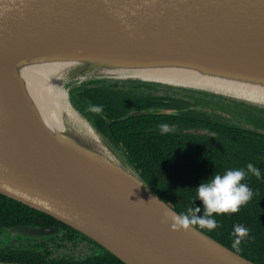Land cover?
Returning a JSON list of instances; mask_svg holds the SVG:
<instances>
[{
    "label": "water",
    "instance_id": "water-1",
    "mask_svg": "<svg viewBox=\"0 0 264 264\" xmlns=\"http://www.w3.org/2000/svg\"><path fill=\"white\" fill-rule=\"evenodd\" d=\"M56 68L63 70L53 82L97 139L57 115L43 116L34 104L26 71ZM192 68L264 84V0H0V195L73 229L123 264H253L195 227L172 231L164 213L176 212L70 96L83 85L134 82L232 99L264 113L251 100L137 76ZM7 231L40 238L59 229Z\"/></svg>",
    "mask_w": 264,
    "mask_h": 264
},
{
    "label": "trees",
    "instance_id": "trees-1",
    "mask_svg": "<svg viewBox=\"0 0 264 264\" xmlns=\"http://www.w3.org/2000/svg\"><path fill=\"white\" fill-rule=\"evenodd\" d=\"M116 86L83 85L70 92L71 100L114 152L177 214L190 207L200 208L197 215L203 214L197 188L213 175L238 169L247 172L249 163L260 170V179L247 173L242 181L252 189L253 198L239 213L214 216L220 226L213 231L195 228L249 262L264 264V134L226 122L218 115L208 116L196 109V103L184 98L154 96L147 92L150 85L135 83L127 89H113ZM97 105L103 107L101 113L89 110ZM152 108L175 112H144ZM164 123L172 127L167 134L160 132L159 126ZM237 224L249 229V237L241 243L239 251L232 247L233 227ZM16 226L56 227L59 232L40 238L12 237L7 229ZM77 239L89 242L98 250L97 254L92 252L79 259L52 257V249ZM0 240L3 242L0 263L123 264L73 229L3 195H0Z\"/></svg>",
    "mask_w": 264,
    "mask_h": 264
},
{
    "label": "bare ground",
    "instance_id": "bare-ground-1",
    "mask_svg": "<svg viewBox=\"0 0 264 264\" xmlns=\"http://www.w3.org/2000/svg\"><path fill=\"white\" fill-rule=\"evenodd\" d=\"M61 69L62 68H56L46 73H38L32 70L26 71L27 75H25L23 79H26L33 90L32 98L34 104L37 105L43 116L48 117L51 116V114L57 115L62 121H66L72 128H76L80 131L83 137L95 139V133L87 128L83 120L71 110L67 94L64 89L61 88V83L53 82V80L56 79L54 77L56 75L58 76ZM192 69L193 70L172 69L144 71L139 72L137 76L147 79H161L176 85L200 87L215 91L219 94L233 95L237 98L251 100L257 104L264 105V84H247L240 78H238V81L202 76L196 73V71H200V69ZM97 149L102 151L100 147H97Z\"/></svg>",
    "mask_w": 264,
    "mask_h": 264
},
{
    "label": "clouds",
    "instance_id": "clouds-1",
    "mask_svg": "<svg viewBox=\"0 0 264 264\" xmlns=\"http://www.w3.org/2000/svg\"><path fill=\"white\" fill-rule=\"evenodd\" d=\"M89 110L99 114L103 111V107L90 106ZM159 128L161 134H167L170 131V127L166 123L161 124ZM247 173L253 174L257 179L261 178L260 170L251 163L247 165V172L238 169L228 170L223 175H213L197 188V198L203 204L202 215H197L201 212L198 207L194 209L190 207L186 212L179 214L165 211L163 222L170 221V228L174 232H187L195 226L208 231L217 229L220 225L214 216L237 214L242 206L252 200V189L242 183ZM233 236L235 239L232 242V247L239 251L241 243L249 237V229L243 225H234Z\"/></svg>",
    "mask_w": 264,
    "mask_h": 264
},
{
    "label": "rangeland",
    "instance_id": "rangeland-1",
    "mask_svg": "<svg viewBox=\"0 0 264 264\" xmlns=\"http://www.w3.org/2000/svg\"><path fill=\"white\" fill-rule=\"evenodd\" d=\"M69 87L70 85H65L66 89ZM198 96L190 97L193 100H195L197 110L204 111L208 114V116H212V117L214 115H218L217 117H220L222 120L226 122L235 123L242 128L250 129V130L264 134V130L258 127L260 124L257 121H255V123L257 124H255L254 122L248 120L249 118H247L245 115H249V114L242 112L240 110V109H243L242 108L243 106L236 105L234 101H232V99H227V98L219 99L216 97L211 98L208 96H203L206 98H201ZM190 98L185 97V99H190ZM218 103H221V104L219 105ZM249 110L250 111L247 110V112H250L251 117H258V119L262 121V123H264V119L259 116V114L262 115L264 113L257 111L255 109L254 110L249 109ZM171 128L172 127L170 126V129ZM192 132L208 133L207 130H193ZM92 252L97 254L98 250L94 248L89 242L85 240L77 239L74 243L72 242L65 243L59 249L58 248L52 249V257L55 259H58L59 257L64 256L69 259H79V258L87 257Z\"/></svg>",
    "mask_w": 264,
    "mask_h": 264
},
{
    "label": "flooded vegetation",
    "instance_id": "flooded-vegetation-1",
    "mask_svg": "<svg viewBox=\"0 0 264 264\" xmlns=\"http://www.w3.org/2000/svg\"><path fill=\"white\" fill-rule=\"evenodd\" d=\"M104 84H107V85H110V86H115L117 84L118 86L113 87V89H127L130 84H135V83L134 82H118V83H104ZM136 84L150 85L151 89H150V91H147V92L153 93L152 95L157 96V97H162V98H167V97H172V98H175V99L184 98L185 101H191L192 103H195V100H193L190 97L198 96V94H195V93L189 92L190 93L189 94L187 91H182V90H178V89L168 88V87L160 86V85L143 84V83H136ZM110 88H112V87H110ZM179 94H181V95H179ZM185 97L190 98V99H185ZM198 97L206 98V97H203L202 95H200ZM218 104H221V103H218ZM238 109H240V108H238ZM243 109H240V110L242 112H245V113L249 114V115H245L247 118H249L248 120H250V121H252L254 123H255V121H257L260 124L258 127L261 128L262 130H264V123H262V121H260L258 119V117H251L250 112H247V110L250 111L249 109H245V110H243ZM144 112H146V113H155V114H164V113L165 114H171V113H174L175 111L173 109L169 110V109H165V108H154V109L152 108V109L146 110ZM259 116L264 119V116H262L260 114H259ZM255 124H257V123H255ZM38 228H56V227H38Z\"/></svg>",
    "mask_w": 264,
    "mask_h": 264
}]
</instances>
